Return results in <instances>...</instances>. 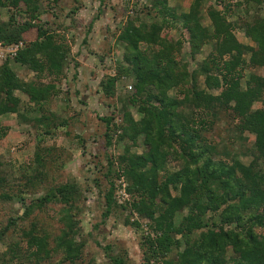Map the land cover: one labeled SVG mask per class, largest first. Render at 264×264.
Segmentation results:
<instances>
[{
  "label": "trees",
  "instance_id": "16d2710c",
  "mask_svg": "<svg viewBox=\"0 0 264 264\" xmlns=\"http://www.w3.org/2000/svg\"><path fill=\"white\" fill-rule=\"evenodd\" d=\"M56 2H48L49 7ZM203 2L193 0L184 12L169 7L167 0H150L151 23L138 26L137 19L129 18L119 29L116 40L124 45L128 67L119 66L118 77H132L134 84L128 86L121 123H113L111 117L101 121L106 126L107 146L117 130L116 142L129 143L123 155L108 160L103 216L116 207L114 180L123 177L132 196L133 214L148 222L146 226L138 218L125 220L136 229L144 227L143 264H264V232L255 231H264V15L257 14L259 8L264 9V0H213L205 12L208 25L203 23ZM38 4V0H0V8L15 11L6 23L0 22V45L21 44L15 57L7 54L0 65V116L15 114L26 120L23 127H41L39 146L54 128L49 109L60 92L67 46L38 25ZM256 7L251 20L239 16L242 11L249 16ZM131 11L137 13L139 8L134 5ZM178 28L185 37L170 34ZM240 30L254 46L237 37ZM189 60L195 62L194 67ZM11 61L32 72L33 80L17 75ZM117 80L107 77L102 82L106 95H114ZM16 93L25 95L33 107H22ZM129 106L142 115L140 120H134L126 109ZM222 115L230 119L231 133L238 135L230 136L232 142L253 136L250 150H231L227 144L205 138ZM6 136L7 128L0 125V145ZM139 144L146 147L140 154L133 151ZM38 151L36 163L42 160ZM240 154L249 156L250 162H242ZM171 161L179 162V167L169 169ZM2 163L0 190L4 193L0 199L7 200L10 196L5 191L11 186L7 164ZM48 190L35 202L37 206L63 205V231L56 248L49 249L43 236L24 232L17 257L28 264H77L85 245L74 239L79 220L72 212L81 199L79 186L68 182ZM34 206H28L25 213ZM56 251L62 254L58 261L52 257ZM173 252L177 259L167 261ZM229 252L232 256L228 257ZM109 260L110 264H125L119 256Z\"/></svg>",
  "mask_w": 264,
  "mask_h": 264
},
{
  "label": "rangeland",
  "instance_id": "374dc122",
  "mask_svg": "<svg viewBox=\"0 0 264 264\" xmlns=\"http://www.w3.org/2000/svg\"><path fill=\"white\" fill-rule=\"evenodd\" d=\"M50 1L52 0H38V25L52 35L55 34L56 38L60 37L68 48L65 47V61L58 85L60 92L54 96L49 109V114L54 117L53 120L50 118V122H54V128L51 135L45 136L38 146L42 128L29 127V124L23 127L26 120L7 113V125H3L7 128V139L6 144L3 142L0 145V156L3 157L0 161H3V166L7 164V178L11 187L7 186L5 191L10 198L0 199V264H28L17 257L18 244L24 238V232L43 236L48 241L49 249L56 248L55 241L63 231L60 220L63 205L50 202L37 206L35 201L46 194L48 189L68 182L76 183L81 195L72 212L79 220V233L74 236L75 242L85 244L77 264H110V256H119L125 264H143L141 241L145 233L144 227L136 229L126 225L125 220L132 222L138 218L143 222L142 225L146 226L147 220L133 214L134 211L130 207L132 196L126 190L127 182L123 177L114 180L116 207L111 209L107 217L103 216L106 211L104 194L109 186L104 175L108 160H116L123 155L129 142L117 143L116 139L120 134L117 130L116 134L112 132V144L107 146L104 138L106 126L101 119L111 117L113 123H121L129 95L128 86H132L134 80L132 77H118V67L128 65L124 59V45L116 39L119 29L129 18L137 19L138 26L152 22L153 12H149L150 0H56V4L49 7ZM192 1L167 0V4L178 11L187 12L186 6ZM134 5L139 8V12L131 11ZM212 5L213 0L203 2L204 25H208L206 9ZM257 8L259 7L250 10L249 16L245 11L239 16L249 21ZM259 10L257 14L263 16L264 9L261 7ZM13 13L15 11L8 12L7 8H0V22L6 23ZM182 33L183 30L179 28L170 31L174 38L185 37L186 33L181 35ZM236 35L245 44L254 46L251 40L244 37L242 30L237 31ZM34 36L31 40H34ZM207 51L208 48L204 47V52ZM199 58L198 62L202 60L203 55ZM183 59L187 61L188 55L184 53ZM194 63L190 61L193 67ZM10 67L17 75L24 77V80H33V73L26 67L12 61ZM107 77L118 78L113 96L106 95L101 87ZM202 82L200 79L201 88ZM130 92H133V89ZM212 93L217 94V91ZM16 95L21 99L22 107H33L25 95ZM169 95L173 97L174 92ZM126 109L134 120H140L142 117L136 108L129 106ZM229 123L231 124L230 119L222 115L221 120L216 121L205 133V138L214 144H227L231 150H250L253 136L247 134L243 137H249L248 141L237 139L232 142L230 136L238 135L231 133L227 127ZM137 146L133 151L138 154L146 150L144 145ZM38 148L42 159L40 163L35 160ZM240 159L248 164L251 158L240 154ZM179 165V162L171 161L168 168L174 170ZM2 192L0 190V193ZM32 203L36 206L26 214L28 206L31 208ZM126 205V209L118 208ZM255 231L264 232L259 228ZM106 246L110 249L106 250ZM230 254L231 252L227 256H232ZM52 257L58 261L62 259V254L56 251ZM176 259L174 252L166 258L167 261L173 262Z\"/></svg>",
  "mask_w": 264,
  "mask_h": 264
},
{
  "label": "built area",
  "instance_id": "2783aa9c",
  "mask_svg": "<svg viewBox=\"0 0 264 264\" xmlns=\"http://www.w3.org/2000/svg\"><path fill=\"white\" fill-rule=\"evenodd\" d=\"M19 46L21 44L9 47L0 45V62H4L7 59V54L10 55V58H14Z\"/></svg>",
  "mask_w": 264,
  "mask_h": 264
},
{
  "label": "crops",
  "instance_id": "0c3cea01",
  "mask_svg": "<svg viewBox=\"0 0 264 264\" xmlns=\"http://www.w3.org/2000/svg\"><path fill=\"white\" fill-rule=\"evenodd\" d=\"M243 42V41H242ZM244 43V42H243ZM7 114H5V115H1L0 116V125H7V122H6V120H7ZM6 118V119H5ZM6 139H7V136H6V138L2 141V143L4 142L5 144H6Z\"/></svg>",
  "mask_w": 264,
  "mask_h": 264
}]
</instances>
